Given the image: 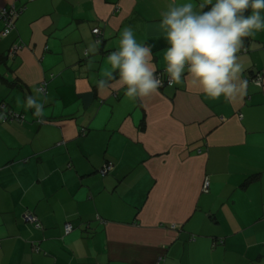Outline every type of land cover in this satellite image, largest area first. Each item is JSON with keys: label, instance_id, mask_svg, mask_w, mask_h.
<instances>
[{"label": "crops", "instance_id": "0c3cea01", "mask_svg": "<svg viewBox=\"0 0 264 264\" xmlns=\"http://www.w3.org/2000/svg\"><path fill=\"white\" fill-rule=\"evenodd\" d=\"M181 2L0 0L21 9L6 33L0 19V104L23 116L0 120V264H264V32L238 53L231 102L190 78L135 100L98 86L126 27L168 77L158 24Z\"/></svg>", "mask_w": 264, "mask_h": 264}, {"label": "clouds", "instance_id": "9594fccd", "mask_svg": "<svg viewBox=\"0 0 264 264\" xmlns=\"http://www.w3.org/2000/svg\"><path fill=\"white\" fill-rule=\"evenodd\" d=\"M206 5L197 8L193 0H184L161 13L158 27L167 44L164 72L169 86L190 78L206 98L223 97L231 102L245 94L247 81L241 78L245 69L238 53L247 38L264 32V0H206ZM154 47L139 43L134 30L126 27L117 49L106 58L110 65L107 79L100 80L98 86L118 79L125 95L133 100L157 92L164 81L153 64ZM89 51L94 53L96 44H91ZM45 102L37 90L27 97L26 106L40 116ZM4 118L5 113L0 112V120Z\"/></svg>", "mask_w": 264, "mask_h": 264}, {"label": "built area", "instance_id": "2783aa9c", "mask_svg": "<svg viewBox=\"0 0 264 264\" xmlns=\"http://www.w3.org/2000/svg\"><path fill=\"white\" fill-rule=\"evenodd\" d=\"M21 9H17L14 6L10 7L9 9H1L0 10V19L4 22V30L5 33L8 32L9 30H11L14 27V21L15 19L18 17V15L20 14ZM93 34L96 37V42H99L101 39V31L98 27L93 28L92 29ZM18 48L13 47L10 51H9V55L12 56L14 54V52L17 50ZM245 50V48H243V51ZM159 75H161L160 73H158ZM161 79L164 81V85L167 84L168 81V77H166L165 79L162 78ZM251 81L255 82L257 85H261L262 83V78L261 75H255L254 77H252L250 79ZM163 85V86H164ZM40 91H44V87H39L38 88ZM0 112L5 113V118L3 119L5 120H22L23 116L15 111H12L10 109H5L4 104H0ZM113 168V163L111 162H107L105 163L101 169L99 170L101 175H104L106 173H108L111 169ZM208 187V181L206 180L204 185H203V189L207 190ZM24 218L26 221H29L30 223H33L35 225V227L37 228H41V223L39 222L38 218L31 212L26 213L24 215ZM64 230L65 233H69L72 230V225L70 223H66L64 226ZM221 242V241H220ZM98 264V263H97Z\"/></svg>", "mask_w": 264, "mask_h": 264}, {"label": "trees", "instance_id": "16d2710c", "mask_svg": "<svg viewBox=\"0 0 264 264\" xmlns=\"http://www.w3.org/2000/svg\"><path fill=\"white\" fill-rule=\"evenodd\" d=\"M220 241H221V242H220ZM220 241H219V243H222V242H223V240H222V239H221ZM217 242H218V241H217Z\"/></svg>", "mask_w": 264, "mask_h": 264}]
</instances>
